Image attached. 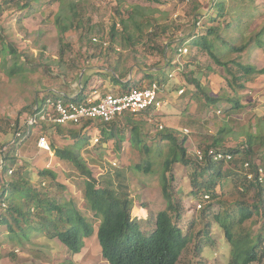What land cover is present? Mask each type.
Returning a JSON list of instances; mask_svg holds the SVG:
<instances>
[{"label": "rangeland", "instance_id": "1", "mask_svg": "<svg viewBox=\"0 0 264 264\" xmlns=\"http://www.w3.org/2000/svg\"><path fill=\"white\" fill-rule=\"evenodd\" d=\"M219 1L224 7L223 16L216 15L213 22L202 19L196 23L197 14L207 16L217 12L211 8L212 0H0V166L9 149L13 151L10 160H16L17 151L20 157L14 162L8 160L11 175L0 171L3 186L5 183L4 189L0 183V193L7 191V182L18 179L16 172L23 169L19 179L28 181L55 201L64 204L72 200L93 222V232L83 240L81 252L72 254L59 240L48 239L44 230H35L13 214L18 219L17 226L6 213L9 201L5 207L0 201V218L13 230L9 233L0 223V264H108L101 257L96 239L99 218H93L82 195V182L92 181L72 164L56 156L50 161L45 152H39L36 143L40 136H45L50 145L76 152L93 179L99 180L107 172L124 171L133 201L132 216L147 233L153 229L155 215L167 208L161 186L162 157L152 154L157 146L160 151L166 150L164 143L157 146L153 143L159 131H174L179 139L185 136L187 154L192 160L199 145H209L215 138L223 137L220 147L234 148L246 144L249 135L264 137V73L245 77L235 65L264 68V0ZM208 25H219L218 32L225 45L215 39L213 47L224 65L218 66L205 50L190 44L193 36L204 34ZM61 27H66V31L60 32ZM93 37H99L107 46L93 45ZM245 43L248 46L242 53L229 52L230 47ZM181 44L187 48L180 60L184 70L173 72L174 49ZM162 47H168L165 53H160ZM81 73L89 78L85 87L83 84V93L88 96L95 92L97 98L119 92L121 86L113 81L112 75L119 77L120 83L128 81L134 88L147 86L148 74L159 80L167 77V82L161 84V99L166 102L162 110L134 118L139 127L137 140L148 145L149 156L132 146L134 136L131 138L130 130L122 131V140L119 137L109 140L102 136L98 125L86 129L64 127L61 134L50 129L43 131L46 135L42 128H33L19 147H12L14 127L25 129L34 101L55 89L69 91ZM231 75L242 77L236 84H242L243 89L238 90L234 84L235 93L230 91ZM189 79L199 81L200 89ZM179 89L184 91L182 95L178 94ZM205 95L220 101L211 104ZM227 99H238L242 107L233 110ZM71 129H81L79 139H87L82 147H74L75 140L68 133ZM185 129L188 135H183ZM220 130L225 132L220 135ZM93 138L99 139L95 145ZM253 147L260 161L264 147L256 142ZM148 157L153 162L152 170L136 171L134 166ZM227 170L228 166L224 167L223 171ZM42 171L49 175H40ZM192 171L190 165L182 164H175L172 170L174 202L183 210L180 227L187 231L192 225L191 242L177 264H229L232 251L241 248L239 244L247 233L253 239L258 233L264 237V220L260 215L264 210L242 225L237 224L236 217H229L237 201L253 205L255 199L251 192L241 200L233 179L227 177L222 190H217L220 202L213 204L211 213H218L225 225H231L228 240L212 216L201 217L197 198L191 195ZM10 196L14 206L21 207L22 213L27 211L25 199L17 193ZM199 242L205 244L197 245L204 247L197 252ZM252 264H264V260Z\"/></svg>", "mask_w": 264, "mask_h": 264}, {"label": "trees", "instance_id": "2", "mask_svg": "<svg viewBox=\"0 0 264 264\" xmlns=\"http://www.w3.org/2000/svg\"><path fill=\"white\" fill-rule=\"evenodd\" d=\"M212 9H217L216 13L210 15L197 14L198 18H194V22L198 23L202 19H206L209 22H213L216 19V15L221 17L224 15L223 4L219 0H212ZM28 4V2L26 3ZM204 24L202 25L203 28ZM218 26L208 25L204 31V34H196L193 36L191 45L198 50H205L206 53L215 61L218 66L224 65L220 59L214 54V40H221L222 45H225L221 39ZM66 31V27H61L60 32ZM61 34V33H60ZM156 37V35H154ZM211 37L213 39H211ZM92 43V41H91ZM240 47H230L229 52L231 53H242L248 43ZM94 45V44H93ZM260 46V44L258 43ZM183 45H179L174 49V56L178 49L182 48ZM168 47H162L160 53H165ZM14 53V50H11ZM172 60V59H171ZM170 60V61H171ZM168 60V62H170ZM237 67L241 69V72L245 77L253 73H264V68L256 70L252 66H243L235 63ZM149 83L157 81L160 85L167 82V77L162 76L163 79L159 80L155 78L153 74H148ZM79 77V76H78ZM83 77V76H82ZM113 81L119 86V92L124 93L130 88L128 81L126 83H120V78L112 75ZM232 82L229 83V89L235 93L234 84L241 81L242 77L238 75H231ZM129 79V81H131ZM89 78L87 77L84 82L81 83V93H79L72 100L75 102H83L85 99L82 91L88 84ZM189 82L193 84L197 89H200L199 81L195 79H189ZM238 90L243 89L242 84H236ZM141 87V86H139ZM46 97L63 98L54 91H49L44 95ZM205 98L211 104H216L220 99L209 98L205 95ZM231 104L233 110H239L242 105L238 99L231 100L227 99ZM35 102V101H34ZM231 109V110H232ZM135 117L125 115L118 118L110 123L95 122L92 124L88 122L81 127V129L91 128L98 125L100 133L106 139H113L119 137L120 140L123 137V130H130L131 138L134 136V141L131 140L132 146L138 147L140 153L145 156L151 154V149L141 141L137 140L139 134L138 124L135 122ZM123 123V126L120 125ZM64 127L52 126L47 129H41L43 131H49L50 129L56 131L58 134L62 133ZM79 129V131L81 130ZM25 129L23 133L25 134ZM78 130H69V137L75 140L74 147H82L87 139H79L80 132ZM225 131L220 130L219 134L222 135ZM47 132L43 135H46ZM157 141L153 142L155 145L164 143L166 145L165 151H160L159 146L156 147V151L152 153L156 157H162V176L161 186L162 194L167 203V208L163 211L158 212L154 217L153 229L150 232L142 230V224L139 220L132 216L133 212V201L130 197L127 180L124 171H116L113 174L107 172L101 179H93L92 174L85 168V163L80 160V157L71 148H57L53 144L50 145L54 156L66 161L73 166L77 167L78 170L87 175L91 185L84 181L82 182V195L87 201V209L92 213L93 218H99V224L96 231V239L100 248V254L102 259L108 264H177L179 257L185 250L187 245L191 242L192 230L191 226L187 231H184L180 227L182 222L183 210L174 202V195L172 192L171 184L174 180L172 173L173 166L175 164H182L184 166H191L193 171L191 173V195L197 198L198 203L203 206L199 209L201 217H211L219 222L220 226L224 229L225 237L231 240V225L227 226L221 221L220 216L211 213V208L216 202H220L218 188L220 191L225 185V179L232 178L236 193L239 195L241 200L245 199L251 192L254 193L255 202L253 205H246L245 203H238L232 208V214L229 217H236L237 224L242 225L249 221L253 215L264 210V181L260 183L257 177L253 180H247L245 176V170L243 165L249 163L251 165V171H255L254 163H257L264 168V155L260 157V161L257 159L256 149L253 144L259 143L264 147V137H257L253 135L247 136V143L239 145L234 148L220 147L223 141V137L215 138L209 145H199L198 148L203 151L209 149H215L219 151H225L232 155L233 159L224 164L222 162H213L208 158L204 162H198L196 159L192 160L188 157L187 149L185 147L186 137L179 139L178 135L174 131L165 130L159 131L156 135ZM29 137V135H28ZM27 137V138H28ZM85 138V137H83ZM13 151L11 149L5 155L4 161L10 160V154ZM206 157V156H205ZM152 160L150 157L145 159L142 163L134 166L136 171H143L149 173L152 170ZM228 166L229 170L223 171L224 167ZM4 174L7 172V168H2ZM23 169L16 172L18 179L7 182V191L0 193V201L3 205L9 201L8 206L5 208L7 215L13 218L15 224L18 226V219L13 217V214H17L20 218H23L25 222L30 224L35 230H44L48 235V239L55 238L68 249L72 254H79L83 248V240L89 238L93 232V222L88 220L84 213H82L73 203L68 201L63 202L55 201L51 199L47 193L36 189L31 186L28 181L19 179L22 175ZM40 175H49L46 171H42ZM2 180L0 183L2 184ZM5 186V183H4ZM2 184V188L4 189ZM1 188V189H2ZM82 191V190H81ZM18 194L22 199H25L28 205L27 211L21 212V207L13 205V197L10 195ZM207 195L209 200H204L203 196ZM219 199V200H218ZM35 211H40L41 214H34ZM259 215V214H258ZM264 220V213L260 214ZM0 223L8 228V232L12 233V227L8 222L0 218ZM26 237V235H24ZM239 244L241 248L232 251V258L229 264H252L254 262H262L264 260V237L261 233L252 236L247 233ZM231 242V241H230ZM205 244V242H204ZM203 243H197V252H200L204 247L197 245H204Z\"/></svg>", "mask_w": 264, "mask_h": 264}, {"label": "built area", "instance_id": "3", "mask_svg": "<svg viewBox=\"0 0 264 264\" xmlns=\"http://www.w3.org/2000/svg\"><path fill=\"white\" fill-rule=\"evenodd\" d=\"M199 23V22H198ZM119 26V25H117ZM92 44L107 46V43L101 40L99 37H93L91 39ZM187 53V48L182 47L178 49L175 60L173 72H183L184 64L180 61ZM172 74L168 75L171 78ZM162 85L157 81L150 82L146 87L130 88L124 93H111L105 94L100 97H95L94 93L88 95L83 102H75L72 99L66 98H53L46 97L44 99H36L31 107L30 114L25 120V134L18 126L14 127V134L12 138V147L15 149L21 145V143L27 139L30 129L33 128H50L52 126L61 127H83L84 124L91 122H104L110 123L125 115L137 117L141 114H153V112H159L166 105V102L161 99L163 92ZM184 91L178 90V94L182 95ZM43 98V97H42ZM88 128V127H87ZM187 129L183 131V135H188ZM99 139L93 138L92 144L98 143ZM36 147L39 152H45L50 161L54 158L52 148L49 141L45 136H40L37 140ZM18 152V151H17ZM15 152L14 157L18 160L20 157ZM206 156V157H205ZM208 158L213 162H222L224 164L229 163L233 157L230 153L225 151H219L215 149H209L203 151L196 149L194 151V159L198 162H204ZM14 160V161H16ZM11 162H14L10 160ZM11 162L1 161L0 171L3 166L7 168V173L11 175L13 170L11 168ZM116 166L115 163H112ZM255 171H251V165L245 163L242 167L245 170V176L247 180L251 181L254 177L262 183L264 181V168L257 163L253 164ZM3 171V170H2ZM1 175V172H0ZM204 200H209L207 195L203 196ZM203 205L197 203L198 210ZM5 207V205H3Z\"/></svg>", "mask_w": 264, "mask_h": 264}, {"label": "crops", "instance_id": "4", "mask_svg": "<svg viewBox=\"0 0 264 264\" xmlns=\"http://www.w3.org/2000/svg\"><path fill=\"white\" fill-rule=\"evenodd\" d=\"M82 76H83V77H82ZM87 77H88V76H87ZM87 77L84 78V74L81 73V74H79V81L75 82L74 84H71V87H70L69 91L63 93V92L58 91V90L55 89L54 92L57 93L58 95H60V96L63 97V98H66V99H73V98L76 97L79 93H81V91L78 90L77 87L79 86V88H80L81 83L84 82V80H85ZM76 84H77L78 86H76ZM145 87H146V86H145ZM53 90H54V89H53ZM84 96H85L84 98L87 97V95H85V94H84Z\"/></svg>", "mask_w": 264, "mask_h": 264}]
</instances>
